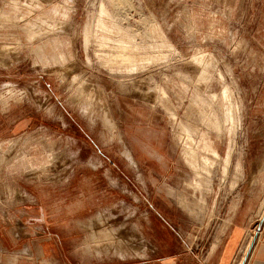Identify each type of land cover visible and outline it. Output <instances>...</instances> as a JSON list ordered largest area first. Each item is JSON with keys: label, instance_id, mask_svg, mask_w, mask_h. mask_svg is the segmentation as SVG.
<instances>
[{"label": "rangeland", "instance_id": "1", "mask_svg": "<svg viewBox=\"0 0 264 264\" xmlns=\"http://www.w3.org/2000/svg\"><path fill=\"white\" fill-rule=\"evenodd\" d=\"M263 195L264 0H0V264H215Z\"/></svg>", "mask_w": 264, "mask_h": 264}, {"label": "crops", "instance_id": "2", "mask_svg": "<svg viewBox=\"0 0 264 264\" xmlns=\"http://www.w3.org/2000/svg\"><path fill=\"white\" fill-rule=\"evenodd\" d=\"M245 202L233 212L220 246L213 248V254L219 249L215 264H264V195L252 207L243 205Z\"/></svg>", "mask_w": 264, "mask_h": 264}, {"label": "bare ground", "instance_id": "3", "mask_svg": "<svg viewBox=\"0 0 264 264\" xmlns=\"http://www.w3.org/2000/svg\"><path fill=\"white\" fill-rule=\"evenodd\" d=\"M57 45H59V44H57ZM50 58H51V60L58 61L60 63L64 60L63 53L60 50L57 54H52V56H50ZM222 98H224L225 101H228V107L225 108L223 113L222 112L221 113H214L210 117L206 118V125H208V127H210L211 129H214L217 132H220L223 129L222 127H224V126L229 125L230 128H231V126L233 127V125L235 124L234 122H236L235 116L233 113L234 112L233 111V105H232V102L230 101V94L227 90H225L222 93ZM204 121H205V119H204ZM179 126H180L181 130H184L186 132H189L191 130L190 127H189L190 130H189L187 128V126H185L184 124H180ZM230 128H229V130H230ZM189 135H191V134L189 133ZM231 149L232 148L227 150L228 152H226V155L224 158H220L218 153H216L215 150L211 149L209 143H207V142H204V145L202 146L201 149H199L198 146L186 149V152L184 153L185 157H186V161L189 163V166L193 170V172L195 174V178L196 177L198 178V180L195 182V185H194L195 188L199 189L203 185L204 182L206 183V185L208 184L209 181L205 180L204 178H203L204 182H202V177H204V176L208 177L210 174H212L211 171L214 168V166L216 165V162H218L219 160L221 161V165H222V166L220 165L222 167L221 168L222 174H220V175H223V176L226 175V173L229 169L230 163H231V156H232V150ZM220 161H219V163H220ZM237 169H238V167H237Z\"/></svg>", "mask_w": 264, "mask_h": 264}, {"label": "water", "instance_id": "4", "mask_svg": "<svg viewBox=\"0 0 264 264\" xmlns=\"http://www.w3.org/2000/svg\"><path fill=\"white\" fill-rule=\"evenodd\" d=\"M261 223H262V222H260V224H259V226H258V230H257V232H259V229H260ZM256 236H257V235L254 236V239H253L252 243H253L254 240L256 239Z\"/></svg>", "mask_w": 264, "mask_h": 264}]
</instances>
